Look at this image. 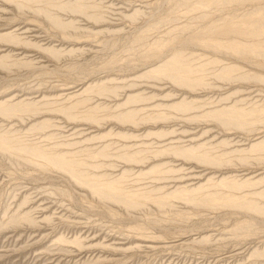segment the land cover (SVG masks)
<instances>
[{
	"label": "rangeland",
	"instance_id": "374dc122",
	"mask_svg": "<svg viewBox=\"0 0 264 264\" xmlns=\"http://www.w3.org/2000/svg\"><path fill=\"white\" fill-rule=\"evenodd\" d=\"M7 103L0 264H264V0H0Z\"/></svg>",
	"mask_w": 264,
	"mask_h": 264
},
{
	"label": "bare ground",
	"instance_id": "6f19581e",
	"mask_svg": "<svg viewBox=\"0 0 264 264\" xmlns=\"http://www.w3.org/2000/svg\"><path fill=\"white\" fill-rule=\"evenodd\" d=\"M233 31L239 33V29L238 28H233L232 29ZM5 36V35H4ZM12 36V35H11ZM10 36V37H11ZM9 38V37H8ZM16 38V37H15ZM19 41V40H18ZM230 42V41H229ZM40 49V48H39ZM173 71L175 72H180L181 69L185 66V63L181 60H176V61H173L170 65H169ZM72 89V88H71ZM80 91L81 89H78L77 92H76V96H78V94H80ZM85 91V90H84ZM119 97V96H118ZM130 99V98H129ZM15 105H9L8 103L7 104H0V113H3L5 115H8L11 111L14 110V107ZM17 106V105H16ZM64 112H66L68 115H73L74 111L72 109V107H64ZM93 110V109H91ZM90 110V111H91ZM92 112V111H91ZM131 113V112H130ZM244 114V113H243ZM241 115V113H240ZM118 116H121L122 118H126L127 116L125 114H121V115H118ZM246 116V115H245ZM259 143L261 142H258V143H255V145H252V147L254 146H257ZM17 146V145H16ZM16 148V147H15ZM17 148H21V149H25L27 150L26 148H24V144L23 143H19L18 144V147ZM0 149H5V150H8L9 147L7 145H0ZM17 151V150H16ZM28 151V150H27ZM19 153V152H18ZM28 153L32 154L33 156H44L45 157V161H47L48 163H53L54 165L58 166L59 168L61 167H64V159H61V158H55V157H50L47 155V153L45 154H42L41 152L37 151V150H34V152L32 153V151H28ZM30 162V161H29ZM98 182V181H97ZM87 183V182H86ZM89 183V182H88ZM90 183H94V182H91ZM99 184H102V183H99ZM91 185V184H90ZM95 186V185H94ZM239 185L237 183L235 184H232L230 187L231 188H237ZM100 187V186H99ZM97 188L96 189L94 188V190L101 196L103 197H109V196H112L114 198H116L117 200H119L120 198H122L123 196L119 193V190L118 188L115 186V185H112V184H108V183H104L103 186H101L100 188ZM227 198V197H226ZM253 203H247V205L251 208H255V206L252 205Z\"/></svg>",
	"mask_w": 264,
	"mask_h": 264
}]
</instances>
